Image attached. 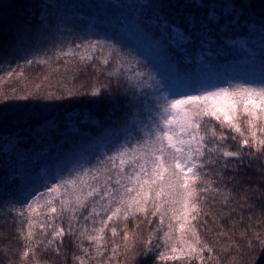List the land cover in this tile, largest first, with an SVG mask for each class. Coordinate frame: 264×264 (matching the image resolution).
<instances>
[{"label":"snow or ice","instance_id":"6c2138e0","mask_svg":"<svg viewBox=\"0 0 264 264\" xmlns=\"http://www.w3.org/2000/svg\"><path fill=\"white\" fill-rule=\"evenodd\" d=\"M260 4L264 8V0ZM215 5L194 0L192 7L204 10L203 19L188 14L187 27L172 26V33L191 42L198 30H223L242 18L251 22L252 0ZM258 23L264 29V14ZM5 43L0 30V46ZM55 56L78 57L82 63L95 61L101 66L96 72L107 80H95L86 91H68L67 96L89 97L92 105L109 103V115L114 116L121 110L122 89L124 106L138 107L122 128L124 139L106 145L107 150L95 162L80 157L67 169L17 184L9 212L23 225L16 229L24 243L21 261L26 264L30 253L35 259L41 244L59 254L69 237L83 253L73 255L74 264H110L118 253L124 255L135 247L140 233L129 231L130 220L135 229L145 223L148 233L141 240V254L154 258L156 264H219L217 246L239 254L240 245L233 239L236 224L231 232L224 230L212 209L217 203L249 210L259 203L264 209V75L212 82L200 73H181L172 65V72L149 69L112 40H84ZM33 62L25 61L28 65ZM35 62L48 64L49 60ZM14 71L9 70L7 76L11 78ZM16 98L28 101L33 93ZM43 99L65 97L48 93ZM17 203L21 206L16 207ZM236 210L232 208L228 215ZM256 223L261 231L248 228L239 232L247 249L244 264H264V214ZM37 229L42 236H50L46 244L34 240ZM222 240L228 247L221 245ZM84 241L89 247L83 246Z\"/></svg>","mask_w":264,"mask_h":264},{"label":"trees","instance_id":"16d2710c","mask_svg":"<svg viewBox=\"0 0 264 264\" xmlns=\"http://www.w3.org/2000/svg\"><path fill=\"white\" fill-rule=\"evenodd\" d=\"M209 2L216 3L219 8L229 0ZM193 3L194 0H0V30L6 40L0 46V264H25L20 259L24 243L16 233L23 225L9 212L13 206L9 202L13 199L11 193L21 183L22 175L26 177L28 171L36 172L42 167L38 157L43 162L45 157H61L64 169L80 157L95 162V157L107 150L106 145L118 144L124 139L122 128L138 107L124 106L126 96L122 89L121 110L114 116L109 115L112 107L109 103L92 105L89 97L67 96L68 91H86L95 80H107L103 73L96 72V67L101 66L95 61L82 63L78 57L57 59V51H66L69 45L75 48L84 40H112L121 45L125 54L135 55L149 69L172 72L169 67L172 65L181 73L196 74L200 65L209 63L215 70L231 69L236 75L241 73V77L260 76L264 72V50L252 61L253 65L248 66L249 55L237 50L236 43L231 44L232 40L251 34L264 40V32L260 31L264 29L258 23L264 14L260 0H252L251 22L242 18L239 24L223 30L216 27L210 33L198 30L191 42L181 38L179 46H173L172 26L186 28L188 14L196 16L197 20L203 19L204 10L192 7ZM252 45L256 48L254 43ZM29 59L34 60L31 65L25 63ZM36 59H48L49 63H36ZM13 69V76L9 78L7 72ZM20 72L24 74L22 77L17 76ZM258 72L261 74H256ZM28 93H33L28 101L16 98ZM48 93L65 99H43ZM248 176L252 177V173ZM236 198L239 199V195ZM232 208L237 210L229 216ZM212 211L224 230L231 232L236 224L233 239L241 250L238 254L235 249L221 251L217 246L219 264H233L234 257L236 264H244L247 249L239 240V232L248 228L261 231L256 219L264 214V209L259 203L252 210L217 203ZM241 215L243 221L239 219ZM205 219L214 231H219L210 218ZM128 226L130 232L140 233L135 247L124 255L118 253L117 260L110 264H156L154 258L141 254V240L146 239L148 233L145 223L135 229L130 220ZM203 235L213 242L209 234ZM49 238L36 230L35 241L46 244ZM117 242L121 243L120 237ZM220 243L228 247L225 241ZM83 246L89 247L88 242L84 241ZM73 255L83 253L72 238L65 237L59 254L41 244L36 248L35 259L30 253L26 264H74ZM89 264L95 262L89 261Z\"/></svg>","mask_w":264,"mask_h":264},{"label":"rangeland","instance_id":"374dc122","mask_svg":"<svg viewBox=\"0 0 264 264\" xmlns=\"http://www.w3.org/2000/svg\"><path fill=\"white\" fill-rule=\"evenodd\" d=\"M261 32H264V30H260ZM173 46L178 47L180 42L183 41L180 37H177L173 33V39H172ZM236 43L237 50H244V52L249 55V64L248 66L253 65V60L256 58L257 55H259L264 50V40H260L257 35H248L239 37L236 40H233L232 43ZM256 45V48L253 47L252 44ZM152 51V50H151ZM153 52L157 55V50L153 48ZM154 55V54H153ZM159 58V56L157 55ZM160 59V58H159ZM263 60V59H262ZM231 70V69H230ZM229 69H221V70H215L209 63L205 65H200V67L197 69L196 73H200L202 77L211 80L212 82H224L229 77H241L240 74L236 75L235 71H230ZM256 74H261V72H258ZM195 75V74H192ZM261 75H264V72H262ZM260 75V76H261ZM246 77V76H243ZM37 160H40L39 162H42V167L36 172L34 171H28L27 176L22 175V181L23 183H31L35 181L40 176H45L47 174H50L55 169L64 168V159L61 157H51L48 159L45 157V161H42L41 157H38Z\"/></svg>","mask_w":264,"mask_h":264}]
</instances>
